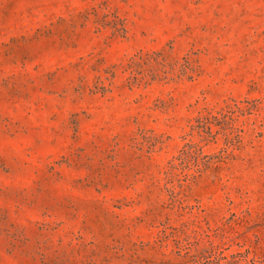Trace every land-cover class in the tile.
Masks as SVG:
<instances>
[{
    "label": "rangeland",
    "instance_id": "rangeland-1",
    "mask_svg": "<svg viewBox=\"0 0 264 264\" xmlns=\"http://www.w3.org/2000/svg\"><path fill=\"white\" fill-rule=\"evenodd\" d=\"M0 264H264V0H0Z\"/></svg>",
    "mask_w": 264,
    "mask_h": 264
}]
</instances>
